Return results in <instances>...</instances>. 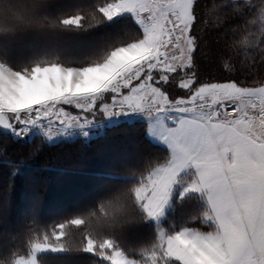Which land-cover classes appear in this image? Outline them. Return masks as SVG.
<instances>
[{"label":"trees","instance_id":"trees-1","mask_svg":"<svg viewBox=\"0 0 264 264\" xmlns=\"http://www.w3.org/2000/svg\"><path fill=\"white\" fill-rule=\"evenodd\" d=\"M109 2L0 0V64L22 73L36 65L83 69L101 62L142 31L129 13L106 17L100 8ZM205 2L210 9L229 5L220 27L210 13L206 30L218 56L231 62L264 49V0ZM70 16L81 19L62 22ZM86 119L93 134L51 139L36 131L18 138L15 120L10 133L0 131V264L27 257L35 242L59 248L37 255L38 264H110L113 250L138 264H182L166 254L160 232L214 230L205 197L174 191L164 217L152 221L136 189L170 150L148 137L146 118L110 121L92 112Z\"/></svg>","mask_w":264,"mask_h":264},{"label":"snow or ice","instance_id":"snow-or-ice-1","mask_svg":"<svg viewBox=\"0 0 264 264\" xmlns=\"http://www.w3.org/2000/svg\"><path fill=\"white\" fill-rule=\"evenodd\" d=\"M228 7L210 9L205 0H110L100 11L106 17L131 11L140 34L81 71L36 65L21 73L0 65V124L71 123L70 109L80 120L122 110L163 117L168 147L195 162L201 179L243 224L216 237L231 254L228 264H264V49L229 62L209 47L210 13L220 27ZM15 264L36 261L19 257Z\"/></svg>","mask_w":264,"mask_h":264},{"label":"crops","instance_id":"crops-1","mask_svg":"<svg viewBox=\"0 0 264 264\" xmlns=\"http://www.w3.org/2000/svg\"><path fill=\"white\" fill-rule=\"evenodd\" d=\"M88 67L90 66L85 68ZM75 111L76 110L74 109H70V114H73ZM146 120V133L148 137L152 141L161 143L168 147L165 139L166 121H164L163 117L148 116ZM57 123L64 125L70 124L60 122ZM168 149L170 150V158L165 163L156 165L152 168L146 179L137 188V197L142 199L143 207L149 218L162 219L164 217V214L169 207L172 188L176 183H178V179H180L185 172H191L195 174L196 185H194V188L198 187L197 189H194L193 192L202 194L205 197L207 203L214 211L217 220L220 222L221 230L224 231V233H227L230 230H235L238 225L242 227L243 224L237 220V213L230 210L226 203L220 201L217 196L213 194V190L209 187V185L201 179L200 170L197 168L195 162H193L189 157L177 156L169 147ZM183 230L191 234L192 232L196 234V232L189 229ZM165 242L167 251L182 264H186V259H189L191 264H228L231 259V254L226 251L227 257L219 262H200L191 259L184 252V250L180 248V244H177L178 242H176L174 238H171V236H166Z\"/></svg>","mask_w":264,"mask_h":264},{"label":"rangeland","instance_id":"rangeland-1","mask_svg":"<svg viewBox=\"0 0 264 264\" xmlns=\"http://www.w3.org/2000/svg\"><path fill=\"white\" fill-rule=\"evenodd\" d=\"M123 12L131 14L133 16L134 20L142 28V25L139 22V18L136 17L131 11L124 10V11H121L120 13H123ZM56 66L60 67L61 69H68V68H63L59 65H56ZM69 69H72L75 71L83 70V69H76V68H69ZM135 111L140 112V110H135ZM126 112H129V111L126 110ZM110 115H106V117L108 119H110ZM148 116H155V115H149L148 114ZM49 120L52 121V119H49ZM78 120H80V119L75 117L74 113H73V122H71L70 124H66V125L54 124V126H52V127L54 129H62L64 126L71 127L72 124H77ZM84 121L88 122L89 120L84 119ZM36 131H37L36 128H33L32 132H36ZM90 133L93 134L94 132H89V134ZM46 137L51 138V136H49L48 134H46ZM57 138H51V139H57ZM184 176H186V177L184 179L180 180V182H181L180 185H176L172 188L170 198H171L172 194L174 193V191H177L181 195H184L187 193H195V192H193L194 189L198 188V187L194 188V185H196L195 174L191 173V172H188V173L185 172L182 177H184ZM136 192H137V189H136ZM210 209H211V207H210ZM205 217L207 219H210L212 217L211 219H213V220L212 221L210 220V221L213 225L214 230L207 231V232H200V231H197L194 229H189V230L196 232V234H194L191 231L192 232V234H191V233L183 230V229H188V228H182V229H179L178 231H176L174 234H172L171 238H174L176 240V242H178L177 244H180V246H181L180 248L183 249L184 252L191 259H194V260H197L200 262H208V263L219 262V261L225 259V257H227V253H226L225 248H222L217 244L216 237H220V236L224 235L225 233H224V231L221 230L220 222L217 220V217H216V215L212 209H211V213H209ZM151 220L156 222V223H159L161 221V218H159V219L151 218ZM181 230H183V231H181ZM160 234H161L160 236L163 237L162 242H163V245L165 247L166 254L173 257L166 249V245H165L166 235H165V233H163V231H161ZM34 244H41V245H46V246L36 248V247H33ZM34 244H32V246H31V250H30L29 255L27 257H24V258L31 257L36 261L37 255H39L41 253L49 252V251H58V249H59L58 247H54L52 245H49V244L43 243V242H35ZM104 244H107V242H105ZM17 258H19V257H17ZM108 259L110 261V264H138V263L134 262L133 260L127 258L119 250H113L111 252V254L108 256ZM36 264H38L37 261H36Z\"/></svg>","mask_w":264,"mask_h":264},{"label":"built area","instance_id":"built-area-1","mask_svg":"<svg viewBox=\"0 0 264 264\" xmlns=\"http://www.w3.org/2000/svg\"><path fill=\"white\" fill-rule=\"evenodd\" d=\"M148 113L145 110H140V112L136 111H129L126 112V110H122L117 113H112L111 114V119L114 121H122V120H127L131 118H136V117H144L147 116ZM57 125V124H56ZM88 123L84 120H78L77 124L72 125L71 127H63L62 129H54L52 126H54L53 123H51L47 119H37V127L46 133H50L52 135H57L60 133H65L66 135L69 136H76L79 135L82 130L87 127ZM26 134V129L25 128H20L15 131V136L17 137H22Z\"/></svg>","mask_w":264,"mask_h":264},{"label":"water","instance_id":"water-1","mask_svg":"<svg viewBox=\"0 0 264 264\" xmlns=\"http://www.w3.org/2000/svg\"><path fill=\"white\" fill-rule=\"evenodd\" d=\"M0 131L4 133H10V124L5 120L3 124H0Z\"/></svg>","mask_w":264,"mask_h":264}]
</instances>
